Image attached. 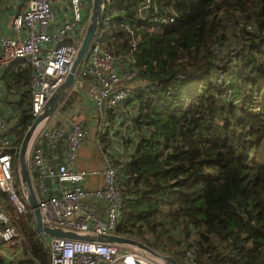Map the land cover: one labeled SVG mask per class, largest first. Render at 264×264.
Returning <instances> with one entry per match:
<instances>
[{"label": "trees", "instance_id": "obj_1", "mask_svg": "<svg viewBox=\"0 0 264 264\" xmlns=\"http://www.w3.org/2000/svg\"><path fill=\"white\" fill-rule=\"evenodd\" d=\"M104 1L101 41L121 71L135 74L127 98L104 116L123 122L116 111L122 104L132 114L116 142L129 152L119 187L135 210L116 233L179 264L188 249L198 264H264V0H154L143 19L141 0ZM234 30L239 36L229 48ZM30 75L21 60L0 70L3 87L27 85L16 100V121L8 123L13 174L34 120ZM227 91L229 99L222 97ZM75 99L71 91L56 113L72 109ZM21 217L22 225L13 223L24 237L22 254L10 262L0 257V264H47L48 238L36 230L30 210ZM145 233H154L153 241ZM184 238L182 254L174 251Z\"/></svg>", "mask_w": 264, "mask_h": 264}, {"label": "built area", "instance_id": "obj_2", "mask_svg": "<svg viewBox=\"0 0 264 264\" xmlns=\"http://www.w3.org/2000/svg\"><path fill=\"white\" fill-rule=\"evenodd\" d=\"M153 1L141 0L138 8L140 18L143 19L144 11L150 9ZM91 4L92 0H25V9L11 19L14 36L0 33V70L19 60L31 68L29 95L33 117L42 112L48 98L68 75L85 32L89 17L87 10H91ZM56 7L62 12V20L56 19ZM161 22L171 23L173 18H163ZM252 28L248 26V29ZM103 33L104 29L96 33L77 75L79 83H88L89 94L100 116L96 137L99 145V138L110 126L104 117L106 110L117 107L127 98L131 91L129 83L135 75L132 71L119 69L116 58L101 41ZM224 74L226 72L220 74L218 82L225 80ZM227 83L228 80L224 84ZM2 87L0 76V89ZM229 96L228 91L222 95L225 99ZM54 118L55 114L39 126L28 150L30 169L37 175L36 193L42 219L50 225L79 234H117L118 223L135 210L119 187L122 164L129 154L125 158L120 156L116 164L101 149L103 170L75 169L86 130L81 121L72 120L67 121V125H59L53 121ZM8 123L7 118L0 115V193L4 196V201L0 200V244H13V258H18L22 254L24 237L13 223L6 205L11 206L15 216L27 213L29 206L24 190L15 185L12 166L14 141L8 135ZM121 123L122 119L118 117L114 120L117 129ZM128 124L124 122L119 131L124 133ZM44 143L52 153L64 145L62 160L54 162L57 158L54 154L48 157ZM112 143L116 153H124L121 144ZM98 174L102 177V185L86 188L85 184ZM143 197L139 195L140 199ZM99 200L105 203L104 217L100 216L96 205ZM47 250V264H163L127 244L51 237ZM184 254L186 264H198L192 250L188 249Z\"/></svg>", "mask_w": 264, "mask_h": 264}, {"label": "water", "instance_id": "obj_3", "mask_svg": "<svg viewBox=\"0 0 264 264\" xmlns=\"http://www.w3.org/2000/svg\"><path fill=\"white\" fill-rule=\"evenodd\" d=\"M105 9L104 0H92V7L89 15V19L86 25V29L81 40L76 58L72 64V67L66 76L63 83L55 90V92L46 101L43 110L38 114L28 129L26 130L19 149H18V172L20 185L25 192L26 201L30 207L35 221L36 230L45 237H58V238H69L77 239L81 241H95L110 244H127L134 246L150 256L162 261L163 264H179L177 260L166 253H162L149 247L142 241L136 240L131 237L123 236L120 234H109V235H97V234H79L73 230H68L59 226L50 225L42 219L41 212L38 206V198L35 188L33 186V180L31 176V169L28 159V150L33 140L35 130L47 119H49L61 103L65 100L71 87L74 84L76 73L80 67L93 39L96 36L100 28V24L103 18Z\"/></svg>", "mask_w": 264, "mask_h": 264}, {"label": "crops", "instance_id": "obj_4", "mask_svg": "<svg viewBox=\"0 0 264 264\" xmlns=\"http://www.w3.org/2000/svg\"><path fill=\"white\" fill-rule=\"evenodd\" d=\"M59 6V5H57ZM25 9V0H18V1H12V0H1V5H0V33L8 35V36H14V31L11 28V19L14 14H17L19 12H22ZM89 10H87V14H89ZM62 12L60 11L59 7L55 8V16L56 19L62 20L63 16ZM88 17H87V22H88ZM86 22V24H87ZM78 77H76L73 87L69 91H73V93L76 94V99L75 103L72 106V109H69L66 111V113H63L62 115L55 113V118L57 120H63V122L68 123L69 121H81L83 125H87L90 127V132L91 135L94 133V128L97 126L98 129V123L100 120L98 117V114L96 110L93 107V102L91 100L90 94H89V86L87 82L79 83L80 81H77ZM69 94H67L66 98L68 97ZM65 98V99H66ZM125 110V108L119 107L116 109V111L120 110ZM2 115L6 117L5 113L2 112ZM96 117V118H95ZM7 118V117H6ZM68 118V120H66ZM8 120V119H7ZM61 120V121H62ZM68 121V122H67ZM62 124V123H60ZM92 127V128H91ZM93 132V133H92ZM98 134V130H97ZM97 134H95V137H93V145L97 146ZM87 136V132H86ZM86 140V139H85ZM85 140H83L77 154V161L75 163V169H95L98 171L103 170L104 168V161H103V166L101 168H94L90 167V160L92 157L89 154L88 150V145H85ZM44 148L46 155L48 157H51L52 154L56 155L57 158L54 159V162H59L62 160L63 153L60 154V152L57 153H52L50 150H48L47 145L44 143ZM96 149V148H95ZM103 160V159H102ZM31 169V176L33 180V186L35 188V191L37 192V185H38V180H37V175L33 177ZM34 173H36L34 171ZM102 185V177L101 175H96L92 177L89 181V183L85 184V187L90 189V188H97ZM38 196V195H37ZM4 199L3 197H0ZM4 201V200H2ZM96 205L98 207V211L101 217H104L105 214V203L102 200L96 201ZM17 251V250H16ZM15 252L13 244H0V257L3 258L4 261H12L15 260L16 258H13V254ZM20 255V254H18ZM21 256V255H20ZM19 256V257H20ZM18 257V258H19Z\"/></svg>", "mask_w": 264, "mask_h": 264}, {"label": "rangeland", "instance_id": "obj_5", "mask_svg": "<svg viewBox=\"0 0 264 264\" xmlns=\"http://www.w3.org/2000/svg\"><path fill=\"white\" fill-rule=\"evenodd\" d=\"M85 29H86V27H85ZM238 36H239V32L237 30L231 31V33L228 35L226 45L229 48L230 47L232 48V46H234L236 44V42H237L236 40H237ZM138 83L140 84V82L132 83L133 87L135 88L136 86H138ZM22 91H27V85H25V86H21V84L13 85V86H11L10 89L4 85L3 89L0 90V106L2 108V112L5 113L8 121L11 124V126L14 124V122L16 121V118L19 114V112L16 108V100L19 99L20 93ZM125 105L126 104H122L121 107L125 108ZM118 112L121 116H123V122L121 124H119V129H120V127L123 126V123L126 122L127 119H130L132 117V114L131 113H128V114L125 113L126 111L123 109L118 111ZM108 116H107V121L110 123V126L105 129V133L103 134V136L100 139V145L97 144V146L95 145V147H94L93 141H92L93 137H95V134H97V130L99 129V121H97L98 129H97V126L94 128V133L92 132L93 135H91V132L89 129L90 127H88L87 125L85 126V129L87 132V136L85 137L86 140L84 139L86 142L85 145L86 144L88 145L87 148L89 150L90 156L92 157V159L90 160V165H89L90 167L101 168L103 166V160H102V156H101V152H100L101 149H103L104 152L106 154H109L113 159H118L120 156H122L124 158L126 157V154H125L126 148H124V153H117V155L115 154L116 151L113 150V148H112V144H113L112 142H115L121 134L118 131L119 129H117L118 128L117 125H114V119L112 118L111 114H108ZM61 120L54 119L53 121H55V123L59 124V125H60V123H62L61 125H67L66 122H63V120L62 121ZM66 120H68V118H66ZM19 146H20V144H19ZM127 153H129V152L127 151ZM17 156H18V150H17ZM16 160L17 161L15 162L16 166L14 169V179L19 184V187L21 188L20 179H19V172H18V158ZM15 171H16V175L18 176V180H16ZM21 190H22V188H21ZM6 207H7V210L9 211V213L12 214V217H13V219H15V222L17 220V222L20 225H22L23 221H24L23 217H21L22 215L15 216L12 213L11 206L6 205ZM170 234H171L170 235L171 238H174V239L180 238V236L176 232H172ZM142 237L153 241L154 233H152V234L145 233L142 235ZM183 240H184V243L183 242H179V243L175 242L174 243V245H175V248L173 249L174 251H177V252L179 251L182 254V251L186 248L185 243L187 242V240L185 238ZM171 246L173 247V244ZM156 251H158V250H156ZM184 255L178 256L181 258L180 259L181 264H186V260H185Z\"/></svg>", "mask_w": 264, "mask_h": 264}, {"label": "clouds", "instance_id": "obj_6", "mask_svg": "<svg viewBox=\"0 0 264 264\" xmlns=\"http://www.w3.org/2000/svg\"><path fill=\"white\" fill-rule=\"evenodd\" d=\"M91 7H92V4H91ZM90 11H91V10H90ZM89 15H90V13H89ZM88 18H89V17H88ZM86 25H87V24H86ZM98 31H99V30H98ZM85 56H86V55H85ZM81 64H82V63H81ZM80 66H81V65H80ZM79 68H80V67H79ZM79 68H78V70H79ZM78 70H77V73H76V77H77V75H78ZM75 79H76V78H75ZM68 94H69V93H68ZM64 101H65V100H64ZM64 101H63V102H64ZM63 102H62V103H63ZM62 103H61V105H62ZM61 105H60V106H61ZM60 106H59V107H60ZM59 107H58V108H59ZM58 108H57V109H58ZM56 112H57V110L54 112V114H55ZM54 114H53V115H54ZM34 118H35V117H34ZM8 122H9V121H8ZM37 130H38V129H37ZM37 130H36V132H37ZM36 132H35V133H36ZM34 135H35V134H34ZM84 139H85V138H84ZM43 147H44V146H43ZM44 149H45V148H44ZM13 175H14V174H13ZM21 188H22V187H21ZM37 198H38V197H37ZM29 210L31 211L30 207H29ZM31 212H32V211H31ZM117 234H118V233H117ZM47 238L49 239V238H51V237H47ZM148 255H149V254H148Z\"/></svg>", "mask_w": 264, "mask_h": 264}, {"label": "bare ground", "instance_id": "obj_7", "mask_svg": "<svg viewBox=\"0 0 264 264\" xmlns=\"http://www.w3.org/2000/svg\"><path fill=\"white\" fill-rule=\"evenodd\" d=\"M36 130H37V129H36ZM36 130H35V131H36ZM34 134H35V133H34Z\"/></svg>", "mask_w": 264, "mask_h": 264}]
</instances>
